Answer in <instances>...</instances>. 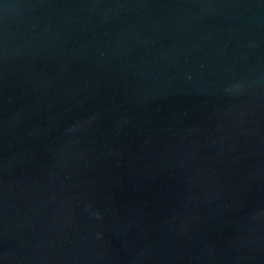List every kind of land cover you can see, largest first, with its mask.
Returning <instances> with one entry per match:
<instances>
[{
    "label": "water",
    "instance_id": "95a60500",
    "mask_svg": "<svg viewBox=\"0 0 264 264\" xmlns=\"http://www.w3.org/2000/svg\"><path fill=\"white\" fill-rule=\"evenodd\" d=\"M0 264H264V0H0Z\"/></svg>",
    "mask_w": 264,
    "mask_h": 264
}]
</instances>
